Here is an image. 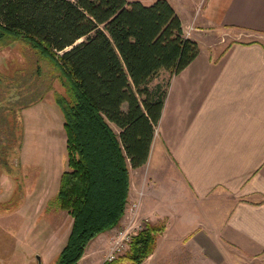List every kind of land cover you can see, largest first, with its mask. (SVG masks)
<instances>
[{
    "label": "trees",
    "instance_id": "obj_1",
    "mask_svg": "<svg viewBox=\"0 0 264 264\" xmlns=\"http://www.w3.org/2000/svg\"><path fill=\"white\" fill-rule=\"evenodd\" d=\"M13 38L38 50L66 88L56 103L65 119L68 169L50 203L73 218L57 264H78L91 241L125 217L131 169L148 162L172 78L200 46L169 0H0V49ZM163 70L170 74L167 84L152 88ZM15 115L21 149L23 119ZM18 156L0 160L1 170L10 175L20 167ZM158 225L147 222L129 251L107 264H141L156 249L164 230Z\"/></svg>",
    "mask_w": 264,
    "mask_h": 264
},
{
    "label": "crops",
    "instance_id": "obj_2",
    "mask_svg": "<svg viewBox=\"0 0 264 264\" xmlns=\"http://www.w3.org/2000/svg\"><path fill=\"white\" fill-rule=\"evenodd\" d=\"M169 1L200 53L172 78L149 160L134 170L146 176L139 214L152 224L165 222L144 264H264V0ZM198 33L223 40L204 45ZM157 152L165 154L182 194L164 197L150 189L159 179V171L151 173ZM135 187L131 172L129 200ZM182 197L225 202L227 214L219 225L186 226L177 210ZM174 218L185 225L170 239ZM188 244L197 249L196 263L175 257L177 247Z\"/></svg>",
    "mask_w": 264,
    "mask_h": 264
},
{
    "label": "rangeland",
    "instance_id": "obj_3",
    "mask_svg": "<svg viewBox=\"0 0 264 264\" xmlns=\"http://www.w3.org/2000/svg\"><path fill=\"white\" fill-rule=\"evenodd\" d=\"M139 1L145 4L154 2ZM197 35L202 38L204 45L217 44L223 40L210 34ZM13 39L0 49V146L4 151H0V160L12 162L19 155L20 167L9 169L10 175L0 168V264H40L38 255L41 256L42 264H57L73 224V218L67 210L56 208L50 203L59 189L61 174L68 169L65 119L56 103L58 95L66 97L67 93L61 80L53 72L47 71L51 65L41 57L39 51L23 39ZM231 41L230 38H224L225 44ZM167 80V76L160 75L150 86L153 88L158 83L166 85ZM43 91L46 93L38 100L39 93ZM32 100L37 101L30 105ZM15 114H20L23 119L24 139L21 149V145L15 143L22 134L21 122L16 120ZM134 170L132 168L131 172H134L136 187L133 198L128 202L125 217L119 226L92 240L78 264H107L112 255H124L129 251L125 236L135 233L147 223L139 214L137 206L142 198V184L146 176L137 175ZM156 171H159L158 183L155 182V186L149 183L151 190H156L164 197L183 193L181 183L173 180L176 174L163 152H157L155 163L151 166V173ZM177 206L186 219V226L194 223L219 225L228 211L225 202L198 203L183 197L179 198ZM159 222L165 224L164 221ZM184 225V221L174 218L170 239L179 238ZM122 231H125L124 235ZM196 250L189 244L179 246L175 257L194 258L196 263ZM231 251L233 255L240 254L236 249ZM202 256L204 251L200 257L203 263ZM176 260L171 259L167 264H175ZM113 264L135 263L122 259Z\"/></svg>",
    "mask_w": 264,
    "mask_h": 264
},
{
    "label": "built area",
    "instance_id": "obj_4",
    "mask_svg": "<svg viewBox=\"0 0 264 264\" xmlns=\"http://www.w3.org/2000/svg\"><path fill=\"white\" fill-rule=\"evenodd\" d=\"M138 205H139V203H137V206H138ZM146 222H147V221H146ZM145 225H146V223H145ZM145 225L141 226L140 229H142ZM140 229H139V230H140ZM137 231H138V230H137ZM137 231H136V232H137ZM136 232H135V233H136ZM135 233L130 234V235L128 234V235L125 236L124 239L127 240V244H128V245H129V243L131 242V240H132L133 236L135 235ZM121 234L124 235V234H125V231H122ZM116 257H117V256H116ZM116 257H115V255H112V256L109 258V260H113V259L116 258Z\"/></svg>",
    "mask_w": 264,
    "mask_h": 264
},
{
    "label": "water",
    "instance_id": "obj_5",
    "mask_svg": "<svg viewBox=\"0 0 264 264\" xmlns=\"http://www.w3.org/2000/svg\"><path fill=\"white\" fill-rule=\"evenodd\" d=\"M37 257H38V259H39V261H40V264H42V262H41V256L38 255Z\"/></svg>",
    "mask_w": 264,
    "mask_h": 264
}]
</instances>
